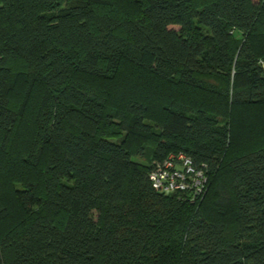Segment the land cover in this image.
Here are the masks:
<instances>
[{"label":"trees","instance_id":"trees-1","mask_svg":"<svg viewBox=\"0 0 264 264\" xmlns=\"http://www.w3.org/2000/svg\"><path fill=\"white\" fill-rule=\"evenodd\" d=\"M128 1L0 0V264H264V0ZM124 64L177 87L156 120ZM179 152L201 196L154 188Z\"/></svg>","mask_w":264,"mask_h":264},{"label":"rangeland","instance_id":"rangeland-1","mask_svg":"<svg viewBox=\"0 0 264 264\" xmlns=\"http://www.w3.org/2000/svg\"><path fill=\"white\" fill-rule=\"evenodd\" d=\"M117 2L125 7L126 9L130 11L135 10V5L131 3L128 0H117ZM239 34H237L238 36ZM263 67H264V60H263ZM115 84H118V86H123L124 91H137L140 89H149L150 91L146 93L145 99L148 104V112L150 113V119H157L163 114V105L166 101V98L169 94L175 95L178 91H176L177 87L175 85H168L164 83H160L159 80H156L155 78H152L145 74L142 70L138 69V67H134L129 64H124L122 65L121 69L118 71L117 75V81ZM114 84V85H115ZM113 86V85H110ZM183 91V90H182ZM184 93V91H183ZM188 92L185 91V95H187ZM216 93H211L209 91H201L198 95H194L193 98H196L198 102H202V104L208 105L207 107H211L212 109L216 111H221L222 109V104L220 103V99L218 97H213ZM122 97H125V95H121L120 99L118 96L115 97V100H121ZM192 97L191 94H189V98ZM218 99V100H217ZM195 100V101H196ZM246 114V113H245ZM248 115V114H247ZM248 117V116H247ZM253 119V118H252ZM150 123H153L155 125V122L150 120ZM21 129H23L22 132L17 134L16 139L20 141L24 140V137L29 133L30 131V121L28 119L23 120V122L20 125ZM243 128L247 130V128L250 127L248 124V121H244L242 125L238 126L237 128V138H236V144L242 145L244 142L247 141V137L245 133H243ZM138 142L139 144L143 143V139L135 137V136H130V142L135 143ZM19 143V141H18ZM17 141L13 143L11 146V158H13V155L15 154L14 150L17 149V146L19 145ZM147 147V146H145ZM151 150L147 147L144 150L143 155L138 154L135 156L136 160L138 162L144 163V164H149V162L152 160V155L150 154ZM153 161V160H152ZM155 161V160H154Z\"/></svg>","mask_w":264,"mask_h":264},{"label":"built area","instance_id":"built-area-1","mask_svg":"<svg viewBox=\"0 0 264 264\" xmlns=\"http://www.w3.org/2000/svg\"><path fill=\"white\" fill-rule=\"evenodd\" d=\"M154 188L172 193L192 189V198L201 196L206 182L203 170H196L191 160L183 153H171L150 173Z\"/></svg>","mask_w":264,"mask_h":264}]
</instances>
